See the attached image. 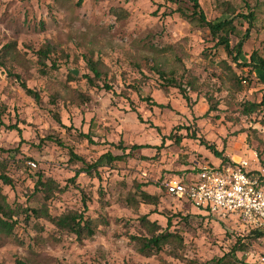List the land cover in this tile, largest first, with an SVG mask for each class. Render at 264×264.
I'll return each instance as SVG.
<instances>
[{
	"label": "rangeland",
	"instance_id": "374dc122",
	"mask_svg": "<svg viewBox=\"0 0 264 264\" xmlns=\"http://www.w3.org/2000/svg\"><path fill=\"white\" fill-rule=\"evenodd\" d=\"M77 3L0 0V49H12L0 63V109L5 108L0 174L12 185L0 182V188L16 212L12 234L0 235V264L207 263L229 253L239 239L247 250L236 254L238 260L260 264L264 238L256 236L263 230L252 232L237 219L198 210L169 196L164 187L195 181L203 167L219 164L199 140L187 137L193 133L233 162L249 161L251 169L256 164L264 170V105L251 115L243 111L245 104L264 102V72L249 65L264 60V0H200L213 23L231 18L232 12H254L237 66L208 29L176 13L192 12L189 0ZM236 24L242 32L249 27L243 20ZM238 42L231 37L232 47ZM47 46L51 54L43 75L39 51ZM156 70L175 74L191 103L165 85ZM9 73L20 75L41 103ZM147 98L164 108L151 106ZM80 133L90 134L95 145ZM121 141L127 148L158 149L122 151L117 149ZM70 151L89 165L98 162V173L81 174L72 184L82 164L70 161ZM108 155L123 159L109 162ZM39 174L62 192L46 201L35 192ZM142 190L158 196L159 205L140 203ZM84 198L85 217L100 225L93 238L83 241L29 213L32 208L47 209L53 217L81 213ZM168 233L175 237L159 251L143 254L142 242L132 239Z\"/></svg>",
	"mask_w": 264,
	"mask_h": 264
},
{
	"label": "trees",
	"instance_id": "16d2710c",
	"mask_svg": "<svg viewBox=\"0 0 264 264\" xmlns=\"http://www.w3.org/2000/svg\"><path fill=\"white\" fill-rule=\"evenodd\" d=\"M168 1H176V4L178 2H181L182 0H168ZM192 4V12L188 13L182 9H178L176 13H179L183 18L186 20H189L191 22H197L202 28L208 29L210 35L213 39L217 41V47H222L227 55L231 58L234 64L239 65L240 57L242 54L243 46L245 42L250 37V30L253 26V23L255 21V15L254 12H247L246 14H236V12L231 13V18L225 19L224 21L213 23L208 20L205 12L201 8L200 0H189ZM84 3V0H78L77 5L82 6ZM237 20H243L246 22L249 27L245 30V32H242L238 25L236 24ZM237 37L239 39V42L236 46H231V37ZM11 46H5L4 48L0 49V63L3 64V61L6 60V58L9 56V53L11 52ZM51 54V48L47 46L45 49L39 51L40 56V73L43 75H46L47 69H46V60L49 59ZM254 69L261 70L264 72V60L258 58V63L256 64H249ZM54 67V66H52ZM247 67V65H246ZM92 72L95 74V76L98 78L100 77V72L95 66H91ZM157 74L160 75L161 79L165 81V85L168 87H172L174 89H177L183 99L190 104L191 98L189 97L187 91L183 86L178 82L175 74L171 73V77H168V74L161 70H156ZM9 77H12L16 79L22 90L25 92L27 96L32 98L37 104L41 103V97L40 95L33 89H30L26 82L21 78L18 74H12L9 73ZM90 83L92 82V79H89ZM238 87H241L240 81L236 80ZM104 89L107 91H110L111 88L108 85L104 86ZM151 106H157L160 108H164L163 105H158L156 102L152 100V98H147L144 100ZM264 105V102L260 104H245L243 106V111L245 115H251L255 113L261 106ZM216 108L210 109V111H214ZM5 112V108L0 109V119L2 117V114ZM57 122L60 123V119L56 118ZM8 129L11 130H17L20 132V130L17 128V126H9ZM79 136L85 140H87L90 144L95 145L94 140L91 138L90 134H84L80 133ZM187 137H190L191 139L199 140L201 146L205 147L208 151L211 152V154L218 159L220 162L217 166L212 165L213 167H223L230 164H234L232 160L227 158L225 155V151H219L215 145L209 144L205 139L198 138L194 133L192 135H188ZM181 139H178V142H180ZM57 143L62 147L64 144L58 140ZM117 149L126 151L127 149H130L131 152L137 151L139 149H158L154 146L150 145H133L130 148H127L124 146L123 142L121 141L120 144L117 146ZM70 161L72 162H80L82 164V167L79 171L76 172L75 177L70 180L72 184H76V179L81 174H86L88 176H92L94 173H98V165L96 164L89 165L87 164L83 159L79 158L74 154V152L70 151ZM109 162H116L123 159V156H112L108 155ZM0 182H2L4 185L11 186L12 181L11 179L5 175L0 174ZM164 190L166 192V187H164ZM62 192V189L60 188L59 184H57L54 180L51 179H45L43 174L38 175V180L35 185V192L41 193L44 196V199L46 201L50 200L54 193ZM139 200L140 203L146 204V205H152V206H158L160 203V198L158 196H153L145 191H141L139 194ZM84 201V211L83 212H68L67 214H63L59 217H53L50 215L49 211L47 209H35L32 208L29 213H31L32 217L36 219H45L52 223L58 231L70 233L72 235H75L76 238L79 241H83L88 238H93L96 234V231L100 225V222H95V220H91L90 218L85 217V212L88 211L87 206V200L86 198L83 199ZM189 204H191L189 201L185 200ZM15 210L11 208V206L8 204L6 197L3 195L2 190L0 188V235H10L12 234L15 222L13 221V218L15 217ZM28 213V214H29ZM28 218L30 217V214L28 215ZM146 221V218L144 219ZM170 222V221H169ZM104 223V222H102ZM148 223L151 227H155V224H150L148 221L144 222ZM256 234V233H255ZM175 236L173 234H165V235H159L156 236L153 234L149 239L147 238H132L136 241L142 242V248L141 253L150 252L153 250L159 251L161 249V246L163 243L169 242L171 238H174ZM257 238H264V229L262 233H258ZM247 250V244L243 243L242 240H237L236 244L233 246L232 250L220 258H214L213 260L207 262V263H198V262H189L188 264H245L243 260H238L236 254L240 252H245ZM16 264H31L24 260H17Z\"/></svg>",
	"mask_w": 264,
	"mask_h": 264
},
{
	"label": "built area",
	"instance_id": "2783aa9c",
	"mask_svg": "<svg viewBox=\"0 0 264 264\" xmlns=\"http://www.w3.org/2000/svg\"><path fill=\"white\" fill-rule=\"evenodd\" d=\"M166 193L221 218L241 221L249 231L264 229V170L249 161L223 167H203L194 181H172ZM264 264V256L259 258Z\"/></svg>",
	"mask_w": 264,
	"mask_h": 264
},
{
	"label": "water",
	"instance_id": "95a60500",
	"mask_svg": "<svg viewBox=\"0 0 264 264\" xmlns=\"http://www.w3.org/2000/svg\"><path fill=\"white\" fill-rule=\"evenodd\" d=\"M74 75H78V73L77 72H74Z\"/></svg>",
	"mask_w": 264,
	"mask_h": 264
},
{
	"label": "crops",
	"instance_id": "0c3cea01",
	"mask_svg": "<svg viewBox=\"0 0 264 264\" xmlns=\"http://www.w3.org/2000/svg\"><path fill=\"white\" fill-rule=\"evenodd\" d=\"M215 160H218V159L215 158ZM218 161H219V160H218Z\"/></svg>",
	"mask_w": 264,
	"mask_h": 264
}]
</instances>
